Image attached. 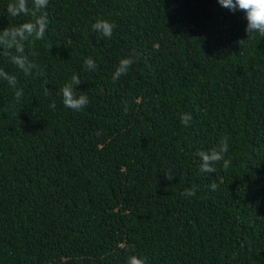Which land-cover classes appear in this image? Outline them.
<instances>
[{
	"label": "trees",
	"instance_id": "obj_1",
	"mask_svg": "<svg viewBox=\"0 0 264 264\" xmlns=\"http://www.w3.org/2000/svg\"><path fill=\"white\" fill-rule=\"evenodd\" d=\"M10 2L0 31L32 19L7 15ZM41 12L47 31L25 53L43 75L0 56L23 90L17 102L0 79V264H264V37L248 38L244 13L218 0H49ZM97 19L116 25L111 38ZM121 58L134 63L113 81ZM73 75L89 100L78 112L59 91ZM224 137L230 168L202 173L197 153Z\"/></svg>",
	"mask_w": 264,
	"mask_h": 264
},
{
	"label": "clouds",
	"instance_id": "obj_2",
	"mask_svg": "<svg viewBox=\"0 0 264 264\" xmlns=\"http://www.w3.org/2000/svg\"><path fill=\"white\" fill-rule=\"evenodd\" d=\"M48 3L49 0H33V7L29 8L28 0H12L6 7V12L9 16L17 17L23 15L32 17L31 20L22 23L18 27H7L0 31V56L10 58L11 63L22 71L25 76H31L34 71L37 75H43L39 65L34 60L29 59V54L25 53V45H34L36 41L44 38L48 19L46 13H42L41 10L46 9ZM218 3L232 13L237 11L244 13L247 21L245 32L248 38H253L256 34L264 37V0H218ZM115 27L114 23L105 19H97L96 22L91 24V30L105 38L112 37ZM13 50L15 51L13 52ZM31 55H35V53H31ZM133 63L134 60L131 58H121L112 75V80L116 81L121 76L127 75ZM84 67L88 71H93L97 68V65L91 57H88L84 59ZM0 79L7 81L8 85L14 89V98L19 102L23 96V90L16 88V77L0 69ZM80 84L79 76L73 75L71 81L59 90L64 107L72 111H81L89 103L88 97L84 92L78 93L76 90ZM45 85H47L46 82L44 84V92L48 95L50 90ZM50 107L55 109V101L52 102ZM191 120V114L185 113L180 116V122L184 126H189ZM228 149V138L224 137L218 146L210 151H199L197 155L201 161L200 171L202 173H215L217 171L216 165L221 162L223 169L227 171L231 166V159H225ZM164 178L171 181L176 178V175L170 171ZM210 187L215 191L218 185L213 183ZM180 194L184 197H192L195 195V191L185 188ZM126 264H146V259L132 255L126 261Z\"/></svg>",
	"mask_w": 264,
	"mask_h": 264
}]
</instances>
